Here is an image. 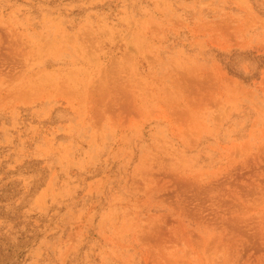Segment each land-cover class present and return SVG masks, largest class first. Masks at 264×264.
<instances>
[{
	"label": "rangeland",
	"instance_id": "obj_1",
	"mask_svg": "<svg viewBox=\"0 0 264 264\" xmlns=\"http://www.w3.org/2000/svg\"><path fill=\"white\" fill-rule=\"evenodd\" d=\"M0 264H264V0H0Z\"/></svg>",
	"mask_w": 264,
	"mask_h": 264
}]
</instances>
